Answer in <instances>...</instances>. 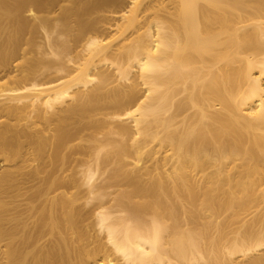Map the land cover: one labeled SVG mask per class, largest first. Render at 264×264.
<instances>
[{"label":"bare ground","instance_id":"obj_1","mask_svg":"<svg viewBox=\"0 0 264 264\" xmlns=\"http://www.w3.org/2000/svg\"><path fill=\"white\" fill-rule=\"evenodd\" d=\"M261 250L264 0H0V264Z\"/></svg>","mask_w":264,"mask_h":264},{"label":"rangeland","instance_id":"obj_2","mask_svg":"<svg viewBox=\"0 0 264 264\" xmlns=\"http://www.w3.org/2000/svg\"><path fill=\"white\" fill-rule=\"evenodd\" d=\"M40 15V14H39ZM29 15L26 13L25 14V17H28ZM29 18L31 19V17L29 16L28 17V20H29ZM32 21V19L31 20H29V22H31ZM32 22H34V21H32ZM41 30V31H40ZM39 30V32H38V34H37V36H36V38H35V40H36V42L39 44V46H42L43 47V45H44V47H48V42H47V39H45V36H46V34H45V31H43L42 29H40ZM52 32H54V33H52ZM52 34H54V35H52ZM45 35V36H44ZM113 35V34H112ZM53 36V37H52ZM55 36V37H54ZM62 38H60V40L59 41H61V39H63L62 41H65L66 40V37L65 36H62V35H60ZM64 37V38H63ZM51 38H54V39H58L59 38V34L57 33V32H55V31H51ZM43 47V49H46V52H48V54H47V57L48 58H50L51 56H49V54H50V52H51V49L50 48H44ZM74 56V55H73ZM142 90V89H141ZM143 92H144V90H143ZM101 179H99L98 180V182L100 181ZM184 203H186V202H184ZM183 203V204H184ZM200 204V203H199ZM186 205V211L187 210H189V211H191L193 208H189V204H185ZM189 208V209H188ZM191 209V210H190ZM183 212H185V210H182ZM192 211H195V208L192 210ZM207 215V213H201L200 215L201 216H199V217H201V218H199V221L201 220L202 222L201 223H199V221L197 220V222L196 223H198V225H200V227H197V226H195V230H197V233H196V231H195V233L196 234H198V236H196V234H194L195 236H196V239H199V242H200V244H201V246H202V244H204V246L206 247L207 246V244L204 242V243H202L201 241H200V232L202 231V225H204V224H206L205 223V220H206V222H208L209 221V219H210V213L208 212V214H210L209 216H206ZM220 214H221V217H220ZM220 214H217V215H215V216H217L216 218L218 219V220H216V219H214V216H213V219H214V221L216 222V223H218V221L221 223V224H223V225H227V224H230V222L232 221V218H230V214L229 213H227V212H223V213H220ZM204 217H203V216ZM252 217H253V215H251V216H247V214H243V215H241L240 216V218H239V221H249V222H251V220H252ZM181 219H185L184 221H187L186 220V218H185V216H183V217H180ZM204 218V219H203ZM206 218V219H205ZM180 219V221H182ZM225 222V223H224ZM197 228V229H196ZM200 228V229H199ZM198 231H199V233H198ZM214 232H212V236L214 237V238H217V237H219V234L217 233V232H215V230H213ZM96 232V231H95ZM94 232V233H95ZM232 232V229H230V228H227L226 230H225V234H226V237H225V240L223 241L225 244H228L229 243V239L231 238V234H229V233H231ZM93 234V232H91V235ZM96 235V234H95ZM93 237H94V234L92 235ZM98 235H96V237H97ZM198 237V238H197ZM103 238V235H100L99 236V239H102ZM103 242H105L104 240H102ZM263 255L264 254V250H261V251H259V252H257V253H255L254 255H250V256H248L247 258H245V259H242V258H238V256L237 257H235L236 259H231V261H228L226 264H245V262H247L248 261V258H250L251 256L252 257H255V256H259V255Z\"/></svg>","mask_w":264,"mask_h":264}]
</instances>
